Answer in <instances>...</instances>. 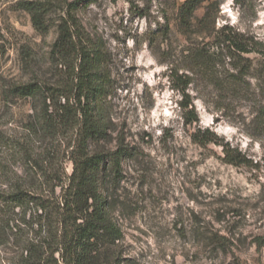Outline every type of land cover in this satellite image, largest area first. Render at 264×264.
I'll use <instances>...</instances> for the list:
<instances>
[{"label":"rangeland","instance_id":"374dc122","mask_svg":"<svg viewBox=\"0 0 264 264\" xmlns=\"http://www.w3.org/2000/svg\"><path fill=\"white\" fill-rule=\"evenodd\" d=\"M23 1L37 0H0V197L21 178L36 175L29 174L33 160L49 158L48 141L28 129L33 102L12 97L10 90L50 79L57 32L37 31ZM40 1L80 2L79 18L108 53L113 126L106 149L128 151L115 191V218L125 236L122 264H264L261 84L251 80L244 100L196 76L188 93L199 122L190 125L183 95L170 78L173 65H185L182 51L190 43L177 35L174 20L168 46L156 35L176 0ZM220 11L218 26L229 24L264 41V0H224ZM199 131L214 142L195 143ZM23 143L31 158L22 153ZM228 148L258 168L225 163ZM63 155L54 156L70 174L73 164ZM9 255L0 245V264H8Z\"/></svg>","mask_w":264,"mask_h":264},{"label":"trees","instance_id":"16d2710c","mask_svg":"<svg viewBox=\"0 0 264 264\" xmlns=\"http://www.w3.org/2000/svg\"><path fill=\"white\" fill-rule=\"evenodd\" d=\"M223 2L176 0L173 13H163L165 23L156 32L168 46L175 26L177 35L190 43L182 51L185 65L170 69L190 125L199 122L188 93L196 76L215 90L244 100L251 94V80L264 88V41L229 24L218 26ZM21 5L37 31L55 30L57 38L49 57L50 79H35L10 90L12 97L33 102L29 132L48 141L50 149L48 159L33 160L29 174L34 171L36 175L32 179L21 178L11 192L0 197V245L10 254L6 261L122 264L119 248L125 236L115 218V191L128 151L122 146L106 149L113 126L107 101L111 87L108 53L79 18L80 2L54 5L37 0ZM241 5L246 7L244 1ZM59 12L56 19H50ZM140 15L146 17L143 12ZM259 113L264 129V106ZM198 133L193 134L195 143L214 142ZM25 145L21 144V151L30 157L31 150ZM60 152L73 164L70 174L54 156ZM224 152L223 160L229 165L258 168L239 151L228 148Z\"/></svg>","mask_w":264,"mask_h":264}]
</instances>
